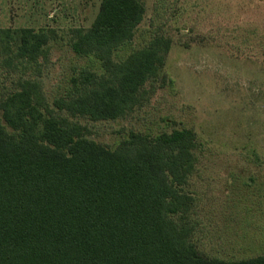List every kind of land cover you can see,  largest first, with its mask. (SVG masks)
Segmentation results:
<instances>
[{
  "label": "trees",
  "instance_id": "obj_1",
  "mask_svg": "<svg viewBox=\"0 0 264 264\" xmlns=\"http://www.w3.org/2000/svg\"><path fill=\"white\" fill-rule=\"evenodd\" d=\"M175 2L156 1L150 36L131 48L145 6L101 0L89 27L68 31L86 62L52 102L40 76L64 36L50 26L0 27V264H264V254L208 256L192 240L193 129L131 131L109 147L79 121L125 118L166 81Z\"/></svg>",
  "mask_w": 264,
  "mask_h": 264
},
{
  "label": "rangeland",
  "instance_id": "obj_2",
  "mask_svg": "<svg viewBox=\"0 0 264 264\" xmlns=\"http://www.w3.org/2000/svg\"><path fill=\"white\" fill-rule=\"evenodd\" d=\"M140 1L145 15L131 48L150 36L157 0ZM100 2L0 0V27L50 26L64 36L52 43L40 76L50 102L86 62L68 44V31L89 27ZM167 23L174 41L166 81L155 82L125 118L79 121L109 147L131 131L193 129L198 161L186 186L196 198L192 240L226 260L264 254V0H176Z\"/></svg>",
  "mask_w": 264,
  "mask_h": 264
}]
</instances>
